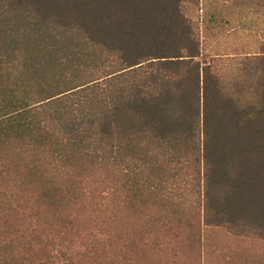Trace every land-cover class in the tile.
<instances>
[{
  "label": "trees",
  "instance_id": "16d2710c",
  "mask_svg": "<svg viewBox=\"0 0 264 264\" xmlns=\"http://www.w3.org/2000/svg\"><path fill=\"white\" fill-rule=\"evenodd\" d=\"M185 3L0 0V264H169L185 175L264 240V54L242 98Z\"/></svg>",
  "mask_w": 264,
  "mask_h": 264
},
{
  "label": "rangeland",
  "instance_id": "374dc122",
  "mask_svg": "<svg viewBox=\"0 0 264 264\" xmlns=\"http://www.w3.org/2000/svg\"><path fill=\"white\" fill-rule=\"evenodd\" d=\"M185 12L196 24L203 48L201 59L212 65L224 84L236 86L242 98L251 95L254 86L249 87L248 72L256 70V63L247 56L264 54V0H199L197 5L185 3ZM190 179L183 176L182 190L174 192L182 191L176 213L182 223L169 234L160 216H155L160 242L168 244L167 251L159 253L167 256H157L158 260L169 264H264V240L203 223L200 194ZM142 219L146 220L145 214ZM0 253L9 250L0 248Z\"/></svg>",
  "mask_w": 264,
  "mask_h": 264
}]
</instances>
